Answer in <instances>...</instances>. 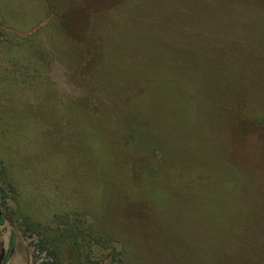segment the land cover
Segmentation results:
<instances>
[{
    "label": "rangeland",
    "instance_id": "obj_1",
    "mask_svg": "<svg viewBox=\"0 0 264 264\" xmlns=\"http://www.w3.org/2000/svg\"><path fill=\"white\" fill-rule=\"evenodd\" d=\"M0 210L7 264H264V0H0Z\"/></svg>",
    "mask_w": 264,
    "mask_h": 264
},
{
    "label": "trees",
    "instance_id": "obj_2",
    "mask_svg": "<svg viewBox=\"0 0 264 264\" xmlns=\"http://www.w3.org/2000/svg\"><path fill=\"white\" fill-rule=\"evenodd\" d=\"M88 103H89V107H88L87 112H89V116H91V119H90V117H89V119L93 123L97 124V122H99V119H100L99 116L100 115L97 111H94V102H88ZM77 104H79V103H77ZM136 105L137 104H135V106L132 108L137 107ZM91 108L93 109V113L89 111V109L91 110ZM123 116H125V120H126L125 122L130 127L129 130H130V134H131L132 145H136L138 143V141L140 140V137L144 136L146 144H145V146H141L140 149H142V151L145 150V152L148 154V156H150V155L153 156L157 149L162 150V147H160L161 146L160 143L157 141H154V134H153V129H152L153 127L150 126V124L146 125L145 123L140 122L138 112L133 110V111L128 112L127 114H125ZM149 139H150V142H149ZM162 153H164L163 159L165 160L166 154H165L164 148L162 150ZM150 170L152 172L156 171L154 166L151 167ZM78 232H79L78 233V238H79V234H81L82 232L81 233H80V231H78ZM75 236L77 238V235H75ZM37 243H38L37 245L39 247H41V249H47L50 252V255H52L51 261H47L44 264H64L62 262V259L60 258V255H58L59 254V252H58L59 247L57 244L53 243L52 241L47 242L46 240H40ZM11 244L13 246L14 242L12 241ZM89 263L101 264L99 261H95V260H89ZM110 264H128V263L122 257H120L118 254L115 253L113 255V259H112V262Z\"/></svg>",
    "mask_w": 264,
    "mask_h": 264
},
{
    "label": "flooded vegetation",
    "instance_id": "obj_3",
    "mask_svg": "<svg viewBox=\"0 0 264 264\" xmlns=\"http://www.w3.org/2000/svg\"><path fill=\"white\" fill-rule=\"evenodd\" d=\"M1 211V210H0ZM2 213V212H1ZM3 213H2V217L0 218V224L3 222ZM12 241L14 242V239H11L10 244H9V248L5 251V255L3 256V258L1 259L0 264H7L9 262V260L12 258V254H13V248H14V244L12 246ZM9 256V257H8ZM8 257V258H7Z\"/></svg>",
    "mask_w": 264,
    "mask_h": 264
},
{
    "label": "water",
    "instance_id": "obj_4",
    "mask_svg": "<svg viewBox=\"0 0 264 264\" xmlns=\"http://www.w3.org/2000/svg\"><path fill=\"white\" fill-rule=\"evenodd\" d=\"M2 217V213H1V211H0V218Z\"/></svg>",
    "mask_w": 264,
    "mask_h": 264
}]
</instances>
